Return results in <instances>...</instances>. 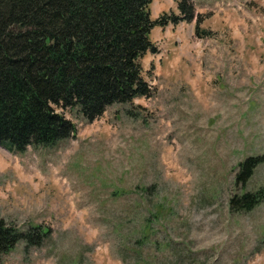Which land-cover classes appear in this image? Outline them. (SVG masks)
I'll use <instances>...</instances> for the list:
<instances>
[{
  "label": "rangeland",
  "instance_id": "374dc122",
  "mask_svg": "<svg viewBox=\"0 0 264 264\" xmlns=\"http://www.w3.org/2000/svg\"><path fill=\"white\" fill-rule=\"evenodd\" d=\"M198 21L154 27L140 59L150 98L114 104L72 137L23 153L0 147V219L39 227L0 264H264V201L233 213V194L264 189V0H189ZM152 20L178 17L153 0ZM32 242L35 238H32Z\"/></svg>",
  "mask_w": 264,
  "mask_h": 264
},
{
  "label": "trees",
  "instance_id": "16d2710c",
  "mask_svg": "<svg viewBox=\"0 0 264 264\" xmlns=\"http://www.w3.org/2000/svg\"><path fill=\"white\" fill-rule=\"evenodd\" d=\"M153 0H0V147L23 153L55 146L75 127L62 110L91 123L114 104L150 98L140 59L156 53V26L198 19L189 0H177L178 17L152 20ZM264 155L238 163L234 186L242 188ZM264 201V189L233 194V213ZM39 227L21 231L0 219V261L16 244H40ZM32 238L35 241L32 242Z\"/></svg>",
  "mask_w": 264,
  "mask_h": 264
}]
</instances>
